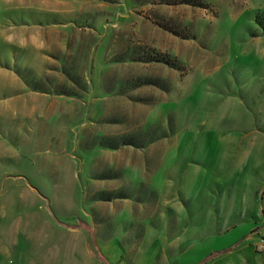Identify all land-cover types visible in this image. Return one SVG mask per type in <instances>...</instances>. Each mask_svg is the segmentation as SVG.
I'll use <instances>...</instances> for the list:
<instances>
[{"label":"rangeland","instance_id":"obj_1","mask_svg":"<svg viewBox=\"0 0 264 264\" xmlns=\"http://www.w3.org/2000/svg\"><path fill=\"white\" fill-rule=\"evenodd\" d=\"M263 189L264 0H0V264H193Z\"/></svg>","mask_w":264,"mask_h":264},{"label":"crops","instance_id":"obj_2","mask_svg":"<svg viewBox=\"0 0 264 264\" xmlns=\"http://www.w3.org/2000/svg\"><path fill=\"white\" fill-rule=\"evenodd\" d=\"M261 199L263 200V203H261L257 211L253 212L250 222L242 232L235 235L233 234L235 230L237 231L241 228V225H239L240 223L236 226L223 230L222 232L224 234L230 233V235H233L226 238V241L228 242H225L224 245H221L217 249L209 250L208 252L202 254V256H200V258L193 264H197L210 252L217 251L219 249H227V251L217 255L205 264H264V251H258L256 249L255 243L257 242V236L253 233L254 229L257 227L261 228L262 225H264V189L262 191ZM157 241V251L158 256H160L159 252L161 251L162 246L159 234Z\"/></svg>","mask_w":264,"mask_h":264},{"label":"trees","instance_id":"obj_3","mask_svg":"<svg viewBox=\"0 0 264 264\" xmlns=\"http://www.w3.org/2000/svg\"><path fill=\"white\" fill-rule=\"evenodd\" d=\"M24 78V77H23ZM33 81V80H32ZM31 82V81H30ZM29 81H27V83L31 86V88L35 91H42V92H50V88H47L46 86L44 87H40V85L43 83L44 84V80L43 77L40 79H37L35 82L30 83ZM77 83V82H76ZM79 85H81V83H79ZM67 94H69L70 92H65ZM144 144V142L139 143V144H135V145H142ZM88 231L90 233L91 239H92V243L94 244V247L96 249V253H94V257L96 259L99 260V262H101L102 264H111L110 261L108 260V258L99 250V247L97 245V243L94 240V235H93V230L88 228ZM227 251V249L224 250H218V251H214L211 252L208 256H206L202 261H200L198 264H205L207 263L210 259H213L214 257H216L217 255L223 253Z\"/></svg>","mask_w":264,"mask_h":264},{"label":"built area","instance_id":"obj_4","mask_svg":"<svg viewBox=\"0 0 264 264\" xmlns=\"http://www.w3.org/2000/svg\"><path fill=\"white\" fill-rule=\"evenodd\" d=\"M253 233L257 236V242L255 243V247L258 251H264V229L256 228Z\"/></svg>","mask_w":264,"mask_h":264}]
</instances>
